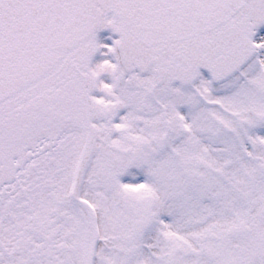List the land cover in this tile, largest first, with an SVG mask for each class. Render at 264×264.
<instances>
[{"label": "snow or ice", "instance_id": "obj_1", "mask_svg": "<svg viewBox=\"0 0 264 264\" xmlns=\"http://www.w3.org/2000/svg\"><path fill=\"white\" fill-rule=\"evenodd\" d=\"M0 264H264V0H0Z\"/></svg>", "mask_w": 264, "mask_h": 264}]
</instances>
